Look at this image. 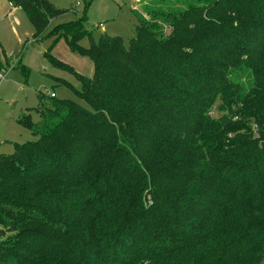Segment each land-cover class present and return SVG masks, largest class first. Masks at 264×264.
<instances>
[{
	"label": "trees",
	"instance_id": "obj_1",
	"mask_svg": "<svg viewBox=\"0 0 264 264\" xmlns=\"http://www.w3.org/2000/svg\"><path fill=\"white\" fill-rule=\"evenodd\" d=\"M7 1L34 40L65 13ZM50 36L92 74L17 119L34 139L0 155V264H264V0H151L126 42L84 18Z\"/></svg>",
	"mask_w": 264,
	"mask_h": 264
},
{
	"label": "rangeland",
	"instance_id": "obj_2",
	"mask_svg": "<svg viewBox=\"0 0 264 264\" xmlns=\"http://www.w3.org/2000/svg\"><path fill=\"white\" fill-rule=\"evenodd\" d=\"M65 13L50 21L47 31L37 40L32 38L33 26L22 9H12L0 0V155L13 152L14 143L34 137L17 119L29 114L38 123L36 107L39 96L49 99L76 100L72 88H78L76 73L90 76L92 64L85 56L70 51L64 38L52 46L50 31L59 22L84 18V27L96 40L100 34L120 36L127 41L134 35L136 14L141 5L151 0H48ZM83 47L90 45L87 35L79 40ZM72 67L73 71L54 65L46 56ZM216 116V112H213ZM218 116V115H217Z\"/></svg>",
	"mask_w": 264,
	"mask_h": 264
},
{
	"label": "crops",
	"instance_id": "obj_3",
	"mask_svg": "<svg viewBox=\"0 0 264 264\" xmlns=\"http://www.w3.org/2000/svg\"><path fill=\"white\" fill-rule=\"evenodd\" d=\"M3 3H5L6 5H8V7H11L12 9H19L18 7L13 6L11 3H9L7 0H3Z\"/></svg>",
	"mask_w": 264,
	"mask_h": 264
},
{
	"label": "built area",
	"instance_id": "obj_4",
	"mask_svg": "<svg viewBox=\"0 0 264 264\" xmlns=\"http://www.w3.org/2000/svg\"><path fill=\"white\" fill-rule=\"evenodd\" d=\"M50 96L52 97V96H54V94L50 93Z\"/></svg>",
	"mask_w": 264,
	"mask_h": 264
}]
</instances>
